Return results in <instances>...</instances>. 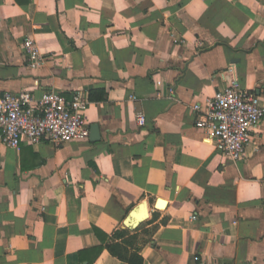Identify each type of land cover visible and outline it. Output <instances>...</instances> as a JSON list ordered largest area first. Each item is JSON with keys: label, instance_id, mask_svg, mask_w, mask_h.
I'll return each mask as SVG.
<instances>
[{"label": "crops", "instance_id": "crops-1", "mask_svg": "<svg viewBox=\"0 0 264 264\" xmlns=\"http://www.w3.org/2000/svg\"><path fill=\"white\" fill-rule=\"evenodd\" d=\"M233 82L264 107V0H0V94L83 89L100 128L0 140V264H264V118L236 160L194 124Z\"/></svg>", "mask_w": 264, "mask_h": 264}, {"label": "built area", "instance_id": "built-area-1", "mask_svg": "<svg viewBox=\"0 0 264 264\" xmlns=\"http://www.w3.org/2000/svg\"><path fill=\"white\" fill-rule=\"evenodd\" d=\"M22 47L30 68L36 69L44 63L45 56L32 37L26 36ZM88 103V93L80 88L70 96L56 89L45 90L38 97L30 89L4 91L0 94V140L16 147L23 140L47 139L62 143L86 139ZM192 108L196 113L195 126L235 160L243 157L252 130L264 118L258 95L253 90L239 88L234 82L215 89L203 101L195 100ZM137 120L144 123L141 112L137 113Z\"/></svg>", "mask_w": 264, "mask_h": 264}, {"label": "water", "instance_id": "water-1", "mask_svg": "<svg viewBox=\"0 0 264 264\" xmlns=\"http://www.w3.org/2000/svg\"><path fill=\"white\" fill-rule=\"evenodd\" d=\"M100 128L97 123H91L90 124V129H89V137L90 139H98L100 137ZM145 204V201L141 202L139 204V207H141L140 211L137 210H132L129 215L126 218V222L131 225L132 227L136 226L140 221L145 219L147 215L143 214V206Z\"/></svg>", "mask_w": 264, "mask_h": 264}, {"label": "trees", "instance_id": "trees-1", "mask_svg": "<svg viewBox=\"0 0 264 264\" xmlns=\"http://www.w3.org/2000/svg\"><path fill=\"white\" fill-rule=\"evenodd\" d=\"M120 233L121 232H123V230L122 231H119ZM113 252L115 253V254H117L119 257H121V258H126V256L120 251V252H118V251H116V250H114L113 249ZM141 260H142V258L141 257H137V259L136 260H132V258H131V262H135V263H137V264H141Z\"/></svg>", "mask_w": 264, "mask_h": 264}, {"label": "bare ground", "instance_id": "bare-ground-1", "mask_svg": "<svg viewBox=\"0 0 264 264\" xmlns=\"http://www.w3.org/2000/svg\"><path fill=\"white\" fill-rule=\"evenodd\" d=\"M163 205H164V202H163V201H160V202L158 203V206H159V207H163ZM143 214H144V215H147V214H148V210H147V204H146V202H145V204H144V206H143Z\"/></svg>", "mask_w": 264, "mask_h": 264}]
</instances>
